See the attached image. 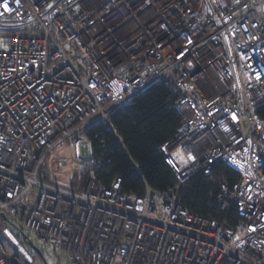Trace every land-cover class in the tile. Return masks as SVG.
Here are the masks:
<instances>
[{
  "label": "built area",
  "instance_id": "1",
  "mask_svg": "<svg viewBox=\"0 0 264 264\" xmlns=\"http://www.w3.org/2000/svg\"><path fill=\"white\" fill-rule=\"evenodd\" d=\"M158 80L179 92L162 146L178 189H74L96 151L85 130ZM262 103L264 0H0V264H38L29 243L65 264H264ZM218 161L239 175L217 195L234 225L179 200Z\"/></svg>",
  "mask_w": 264,
  "mask_h": 264
},
{
  "label": "trees",
  "instance_id": "2",
  "mask_svg": "<svg viewBox=\"0 0 264 264\" xmlns=\"http://www.w3.org/2000/svg\"><path fill=\"white\" fill-rule=\"evenodd\" d=\"M179 92L158 80L109 113V124L97 120L86 130L96 147L93 160L80 168L71 186L83 190L89 181L111 187L122 178L121 190L144 195L150 187L169 194L178 189L174 171L162 151L177 133L183 115L175 103ZM264 119V103L255 109ZM101 161V165H98ZM238 173L223 161L214 163L209 175L191 176L179 190V200L189 211L234 225L241 218L233 207L222 210L217 199L223 185L232 188Z\"/></svg>",
  "mask_w": 264,
  "mask_h": 264
},
{
  "label": "rangeland",
  "instance_id": "3",
  "mask_svg": "<svg viewBox=\"0 0 264 264\" xmlns=\"http://www.w3.org/2000/svg\"><path fill=\"white\" fill-rule=\"evenodd\" d=\"M81 150L83 154L88 153V148L85 145L82 146ZM62 155L65 162L61 164L60 159L62 158V156H56L53 166L55 169L54 174L58 181L67 182L74 172V166L71 164V156L69 151L62 152ZM6 225L9 226L11 230H13L8 222H6ZM26 247L38 264H44V261L39 258L37 253L32 248H29L28 246ZM40 248L43 251L42 255L44 256L48 264H65L64 251L56 249L53 246H41Z\"/></svg>",
  "mask_w": 264,
  "mask_h": 264
},
{
  "label": "water",
  "instance_id": "4",
  "mask_svg": "<svg viewBox=\"0 0 264 264\" xmlns=\"http://www.w3.org/2000/svg\"><path fill=\"white\" fill-rule=\"evenodd\" d=\"M3 217H5V214H3ZM22 236L24 239L27 238V235L22 231L21 232ZM29 246L37 253L41 256L42 260L44 261V264H48L47 261L45 260L44 256L40 253L39 249L37 248V246H35L33 243H29Z\"/></svg>",
  "mask_w": 264,
  "mask_h": 264
}]
</instances>
